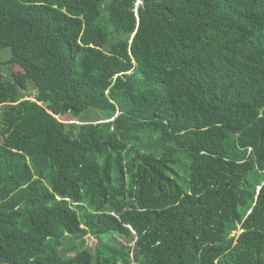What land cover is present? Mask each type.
Instances as JSON below:
<instances>
[{"label":"trees","instance_id":"16d2710c","mask_svg":"<svg viewBox=\"0 0 264 264\" xmlns=\"http://www.w3.org/2000/svg\"><path fill=\"white\" fill-rule=\"evenodd\" d=\"M137 1L0 0V264H264V0Z\"/></svg>","mask_w":264,"mask_h":264},{"label":"rangeland","instance_id":"374dc122","mask_svg":"<svg viewBox=\"0 0 264 264\" xmlns=\"http://www.w3.org/2000/svg\"><path fill=\"white\" fill-rule=\"evenodd\" d=\"M140 2L141 1L138 0L137 3H136V5L139 4ZM35 96H36V91L35 90H30L28 93H26V99L34 100L35 99ZM83 119H86V120L89 121L90 120V117L87 115ZM236 234H239V231H237ZM85 245H87V247H89V248H93L95 246V240L92 237L87 236L85 238Z\"/></svg>","mask_w":264,"mask_h":264}]
</instances>
